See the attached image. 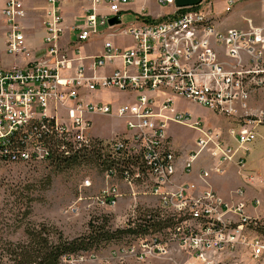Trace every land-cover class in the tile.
Returning a JSON list of instances; mask_svg holds the SVG:
<instances>
[{
  "label": "built area",
  "instance_id": "built-area-1",
  "mask_svg": "<svg viewBox=\"0 0 264 264\" xmlns=\"http://www.w3.org/2000/svg\"><path fill=\"white\" fill-rule=\"evenodd\" d=\"M68 1L45 0L44 53L28 58L23 25L28 8L24 0H5L6 52L23 63L0 62V162L52 164L55 148L68 156L95 151L101 155V164L95 163L104 170V185L97 194L80 193L67 211L78 214L83 205L114 207L126 196L134 202L150 196L148 201L158 203L157 217L172 223L165 234L155 233L163 228L136 234L151 235L107 251L66 254L60 264H152L165 259L175 264H248L246 201H225L208 185L212 170L205 166L198 172L203 183L183 179L202 155L217 172L230 162L244 170L239 27L222 29L218 20L205 24L216 2H222L224 13L225 7L235 10L238 0H201L187 6L156 0L172 8L161 16L146 8L133 11L135 0H89L71 29L65 18ZM248 1L259 3L262 13L257 23L247 16L251 98L264 90V0ZM132 12L136 20L124 23V14ZM115 16L120 21L111 24ZM118 36L130 37L132 44L117 43ZM96 38L102 47L82 52L83 43ZM106 91L113 98L99 96ZM178 100L203 106L234 125L225 133L179 108ZM250 112L254 142L257 127L264 124V109L250 106ZM102 116L121 119L125 130L108 137L95 133ZM176 125L196 132L189 151L176 145L170 132ZM252 183L264 188V178L256 173ZM83 185L92 187V179ZM238 193L244 196L245 186ZM259 203L255 198L254 205ZM260 221H254L256 264H264Z\"/></svg>",
  "mask_w": 264,
  "mask_h": 264
},
{
  "label": "rangeland",
  "instance_id": "rangeland-1",
  "mask_svg": "<svg viewBox=\"0 0 264 264\" xmlns=\"http://www.w3.org/2000/svg\"><path fill=\"white\" fill-rule=\"evenodd\" d=\"M24 1L29 11L28 17L23 21L27 47L30 51L28 58H32L33 54H36V57H40L44 53V49H42L45 34L43 8L46 2L45 0ZM145 2L147 12L156 13L161 11L163 14L169 13L172 9L159 6L156 0H145ZM89 3V0H69L65 3V6H67L65 8V17H69V21L66 23L68 28H72L76 17L83 12L85 6ZM3 4L4 0H0V62L4 66L22 64L23 59L20 56L16 57L6 52V23L2 15ZM132 6L135 8L136 5ZM230 8V10L225 11L230 13H222V2L215 3V13L218 14L217 16L223 25L247 28V17L244 20V16L252 17L255 23L260 22L262 19L260 6L257 2L250 3L248 1L237 7L234 12H231L233 8ZM135 20L136 14L134 12L123 16L124 23H130ZM103 28L100 27V29ZM67 31L75 39V32L69 29ZM239 33L247 32L239 31ZM116 41L117 43L132 44L131 38L128 36H118ZM83 45L82 52H97L102 47V41L96 38L89 43H83ZM99 96L104 100L113 98L108 91L101 92ZM118 96H120L121 100L125 99L123 93H118ZM94 97L97 98V95ZM249 100L250 96L246 103L248 110H250ZM178 105L186 110H192L196 114H204V120L210 125L214 126L217 121H223L219 116L205 109V107H199V105H193L183 100H178ZM218 118L219 120H217ZM117 129L119 133H121L120 130L125 129L124 122L121 119L102 116L97 121L94 132L108 137ZM170 132L176 144L184 145L185 147L192 146L196 137L194 130L183 125H176L170 128ZM246 149L249 150V148ZM252 177L253 174L246 175L249 185H253ZM87 178H91L93 181V186L90 188L83 185ZM103 185L104 170L92 160L82 161L66 168H58L50 162L31 164L0 162V264H14L7 250L16 247L27 239L25 231L27 227L33 228L40 224H44L46 227L56 226L64 233L65 237L71 239L86 233L90 229V222L95 226H105V230L115 232L116 230H124L131 226H136L145 222L144 220L149 217L155 216L154 218H157L159 210L156 205L158 203L155 200L148 201L152 198L150 196H143L142 200L138 202H134V200L126 196L114 207L100 208L93 206L90 209H86L83 205L78 214L67 211L69 206L77 200L80 193H84L83 195L97 194ZM246 214L248 215L247 212ZM247 217L250 218L248 229L251 233H255V223L253 222L255 217L250 215ZM167 228L163 227L162 230L155 233L165 234ZM150 235L140 236L131 233H118L114 238L103 241L97 248L100 251H107L111 247L130 243L142 237L148 238ZM248 247V264H256V257L252 256L251 246L248 245ZM184 258L178 259L182 260ZM152 264H175V262L171 259H165L159 262H152Z\"/></svg>",
  "mask_w": 264,
  "mask_h": 264
},
{
  "label": "crops",
  "instance_id": "crops-1",
  "mask_svg": "<svg viewBox=\"0 0 264 264\" xmlns=\"http://www.w3.org/2000/svg\"><path fill=\"white\" fill-rule=\"evenodd\" d=\"M239 2H238L239 3L238 7H240L242 4L246 3V1H244V0H241ZM4 4H5V0H4ZM4 4H3V6H4ZM132 5H136L135 6L136 9ZM145 6H146L145 0H135L131 4V7H132L133 11H135V12L141 11L143 8H146ZM166 8H168V7H166ZM232 8H233V10L231 12H234V7H232ZM230 9H231L230 7H225L224 13H230V12H225V11H228ZM148 13H151L152 15H155V16H161L163 14H166V13L162 14L161 11H158L156 13H152V12H148ZM209 14L213 17L214 21L218 20V26L220 28L227 29V28L231 27V25H223L222 21H220L219 17L217 16L218 14H216V13H215V15H213V13H209ZM214 16H215V19H214ZM260 16L262 18L261 11H260ZM245 17H247V16H244L243 19ZM65 18H66V23H67L69 21V17H65ZM240 29H247L246 27H239V31L240 32H247V30H240ZM183 101H186V100H183ZM186 102L193 104V105H197V104L192 103V102H188V101H186ZM248 104H249V106L252 107V110L253 109L254 110L264 109V90H261L257 93H254L252 95V97L250 98ZM199 107H203V106L199 105ZM179 108L185 109L184 107H182L180 105H179ZM205 109H207V108H205ZM190 111H192V110H190ZM209 111H211V110H209ZM248 112L251 114L250 110H248ZM193 113L197 116H201L203 119L205 118L204 114H198V113L196 114L195 112H193ZM211 113L216 115V116H219V118L223 120V121H217L214 124V126L222 129L225 133H227L229 131V129L234 125L231 122H229L227 120V118H225L221 115H218L212 111H211ZM245 113H246V110L242 107V118L245 115ZM219 118L217 120H219ZM211 126H213V125H211ZM124 128H125V125H124ZM124 130H122V131L120 130V132L122 133ZM256 130H257V138L254 140V142H251L246 146L247 148H249V150L248 149H247V151L244 150V160H245L244 161V163H245L244 164V170L239 169V167L234 162H230V163L225 164L223 172H217L216 169L213 170V168H214L213 163H211V164H208V162L204 163V159L207 156L202 155L199 158V160L195 163V168H194L193 173L190 176H184L183 179L187 180V181L188 180H190V181L195 180L197 182L203 183L198 177V172L202 168H204V166L207 167L209 170H212L211 175L208 178V185L211 188H213L215 191H217L223 197V199L225 201H227L231 204H236L242 200L246 201L247 202L246 212L248 213V215L255 217L256 219L259 218L261 220L260 222H262L264 224V188L261 187V185H259V184L255 185V186L249 185L247 183V179H246L247 174H253V173H256V174H258L264 178V124L259 125ZM115 132H118V129H117V131L115 130ZM232 142H233V144H236L235 140H233ZM177 146L178 147H184L183 149L185 151H189L192 147H194V143L192 144V146H189V147H185L184 145H177ZM241 152H239L238 155H240ZM252 179H253V177H252ZM243 186L246 187V190H245L244 196H241V195H239L238 192H239V188H241ZM255 198H257L260 201L258 206H255L253 204V200ZM247 234H248L249 239L251 238V236H255L254 235L255 233H251L249 231V229H247ZM157 262H159V261H157Z\"/></svg>",
  "mask_w": 264,
  "mask_h": 264
},
{
  "label": "trees",
  "instance_id": "trees-1",
  "mask_svg": "<svg viewBox=\"0 0 264 264\" xmlns=\"http://www.w3.org/2000/svg\"><path fill=\"white\" fill-rule=\"evenodd\" d=\"M49 141L55 142L56 140L50 137ZM53 152L55 154L52 164L58 168L71 167L86 160L101 164L99 162L101 155L95 151L83 150L72 156H68L69 154H64L56 148ZM111 164L109 163V165ZM154 217L145 219V222L139 223L135 227L115 232H110L105 230V226H95L90 222V229L86 233L71 239L65 237L64 233L56 226L46 227L44 224H40L33 228L27 227L25 230L27 239L16 247L8 249L7 253L11 255L14 264H60L63 255L98 249L97 246L103 241L114 238L118 233L146 234L158 231L172 223L170 219L161 220ZM260 231L264 232V225Z\"/></svg>",
  "mask_w": 264,
  "mask_h": 264
},
{
  "label": "bare ground",
  "instance_id": "bare-ground-1",
  "mask_svg": "<svg viewBox=\"0 0 264 264\" xmlns=\"http://www.w3.org/2000/svg\"><path fill=\"white\" fill-rule=\"evenodd\" d=\"M241 0H238V2ZM213 17L207 13L205 17V24H213ZM240 41V68H241V93H242V107L246 110L245 115L243 116V147L246 149L247 145L252 142L251 138V114L247 109V100L250 96V85H249V60H248V34L239 33ZM247 150V149H246ZM245 161V160H244ZM246 215V224L248 229L249 219ZM255 226V224H254ZM252 239H249L247 234V247L251 246L252 256L256 257V244L255 236H251ZM250 248V247H248Z\"/></svg>",
  "mask_w": 264,
  "mask_h": 264
},
{
  "label": "water",
  "instance_id": "water-1",
  "mask_svg": "<svg viewBox=\"0 0 264 264\" xmlns=\"http://www.w3.org/2000/svg\"><path fill=\"white\" fill-rule=\"evenodd\" d=\"M201 0H176V5L177 6H187V5H195L199 3ZM119 18L117 16L113 17L110 19V23L114 24L119 22Z\"/></svg>",
  "mask_w": 264,
  "mask_h": 264
}]
</instances>
